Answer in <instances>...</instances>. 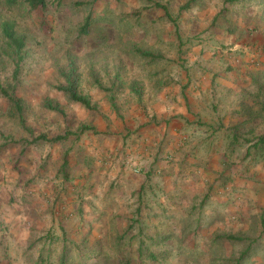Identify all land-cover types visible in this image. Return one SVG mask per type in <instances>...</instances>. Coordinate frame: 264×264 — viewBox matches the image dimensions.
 <instances>
[{"label":"rangeland","instance_id":"obj_1","mask_svg":"<svg viewBox=\"0 0 264 264\" xmlns=\"http://www.w3.org/2000/svg\"><path fill=\"white\" fill-rule=\"evenodd\" d=\"M9 1L0 0V24L13 21L28 41L14 92L23 100L24 122L0 92V264H61L66 250L67 264H124L128 257L129 264H235L248 246L240 264H264L262 105L255 120L246 112L245 120L232 116V98L216 106L224 118H232H223L218 127L224 132L211 136L218 149L211 147L212 156L202 154L198 162L208 165L211 158L220 159L218 168L204 167L214 179L210 195L185 196L187 202L180 206L172 203L171 194L162 207L150 195L141 212L140 200L133 206L127 195L117 203L104 190L102 199L92 204L81 195L78 200L53 196L46 187L59 188L79 178L76 164L70 163L71 156L77 157L79 137L72 134L59 143L32 141L40 133H78L82 125L106 134L114 128L132 129L142 116L156 112L159 85L175 76L180 80L179 75L189 78V73L200 80L204 69L232 74L244 65L247 77L238 72L234 78L247 81L246 86L238 84L244 99L237 106L245 110L254 101L250 93L264 88V0H195L183 10L189 0H47L46 7L37 9ZM156 2L165 4L176 21ZM88 19V30L83 31ZM139 49L158 59L143 56ZM13 52L1 37L0 82L12 81ZM72 83L91 97L95 110L70 101L59 88ZM259 100L264 101V92ZM47 101L59 104L65 114L48 108ZM233 128L235 135H227L226 129ZM65 143L71 148L64 170H59L63 158L40 161ZM242 181L246 185H239ZM242 188L254 194L239 193ZM76 202L80 208L72 206ZM236 202L239 209L247 208L246 217L221 214ZM224 234L244 239L220 237ZM98 249L100 256L93 254Z\"/></svg>","mask_w":264,"mask_h":264},{"label":"crops","instance_id":"obj_2","mask_svg":"<svg viewBox=\"0 0 264 264\" xmlns=\"http://www.w3.org/2000/svg\"><path fill=\"white\" fill-rule=\"evenodd\" d=\"M192 70L196 72L195 69ZM217 70L204 69V76L200 80H196L189 73V78L179 75L180 80L175 76L171 83L162 81L158 86V101L154 106L156 112L150 117L142 116V121L135 127L132 126V129L114 128L107 134L102 129H88L82 132L77 139V157H70L72 166L73 163L76 164L79 178L73 182H63L59 188L57 184L52 183L54 186L46 187V192L53 196L62 194L67 199L75 197L77 200L81 195L84 199L89 198L88 203L92 204L96 199H102L99 196L104 190V193H109L110 200L117 203H122L127 195L131 197L133 206H138L136 201L141 200L142 208L143 201L146 203L150 195L161 207L168 194H171L172 203L176 201L178 205L181 201L187 202L184 197L188 195L201 199L210 195L208 186H211L214 179L211 171L205 170L204 167L218 168L217 160L220 159L218 156L217 160L211 158L212 161L208 165L198 162L199 159H204L202 154L207 153L208 159L212 156V153L208 152L212 151L211 147L213 150L219 147V143L212 140L213 136L224 132L218 127L224 118L219 107L224 105V100L232 98L228 104L231 106L228 112L232 113V116L236 115L238 119L248 118V115L242 116L244 110L237 106V102L244 99L238 84L246 86L247 81H236L234 78L238 72L246 78V67L241 65L240 68L234 69L232 74ZM226 116L224 119L232 118L229 114ZM234 129H226L227 135H235L232 131ZM64 145L62 150L58 149L48 160L40 161H60L65 151L71 148V145ZM63 160L59 170H62ZM136 167L139 171H135ZM101 176L109 178L103 182L97 179ZM244 184L245 181H242L239 185ZM110 187L112 191L108 192ZM239 193L252 196L254 191L242 188ZM239 193L235 195H241ZM225 200H228L227 205H230L228 197H225ZM234 204H237L236 207L225 206L224 212H219L223 216L229 213H238L243 217L248 215L247 208L239 209L238 202ZM74 205L80 208L81 203L76 202L72 206ZM259 212L260 210L257 211V221L261 224Z\"/></svg>","mask_w":264,"mask_h":264},{"label":"trees","instance_id":"obj_3","mask_svg":"<svg viewBox=\"0 0 264 264\" xmlns=\"http://www.w3.org/2000/svg\"><path fill=\"white\" fill-rule=\"evenodd\" d=\"M194 1L195 0H189L188 2H186L181 7L182 10L185 8H190ZM226 1L234 2L236 0H226ZM9 2L12 4H17L19 2H23V3H26L31 9H37L39 7L44 8L47 6V0H10ZM155 5L163 8L165 10L167 16L171 20H173L174 22L176 21V19L172 16L168 7L165 4L160 3V2H156ZM89 24H90V22L88 19L87 22L83 25L82 30L83 31L88 30ZM0 31H1L0 41H1V37H3L6 40V43L14 51L13 56L15 59V69L13 72L12 81H8L6 83L0 82V92L6 98H8V100H10V102L12 103V105L14 106L16 111L18 112L22 122H24L23 114H24L25 106L23 104V100L20 97H17L14 92H15V83L17 82L18 76L20 73L21 62L24 58V48L26 47L28 37H27L26 33L20 32L16 28L14 22L10 21V20H4L1 22ZM138 53L142 54L145 57L158 59V56L154 55L150 51L139 49ZM59 88L67 93L68 99L70 101L75 102V103H79L89 110H95L97 108V105L95 103H93L91 97L88 96L87 94L79 92L76 89L77 86L74 83H72L70 85H66V86H60ZM262 92H264V88L261 87L259 90L253 91L250 93V96L253 97L254 101L250 102L248 107H246V109L244 110V112H246V113H248V115H250V119L255 120L261 116V112H260L261 107H258V106L262 105V107H264V101H262V103H261L259 100V97H261ZM46 106L50 109H53V110H56L62 114H65L64 109L59 104L53 103L52 101H47ZM87 128H90V127H88V125H82L80 130L78 131V133H75L73 131H67L66 133H60V134H57L55 136H48L45 133H40L39 135H35L34 138L32 139V141L35 142L38 140H45V141L52 142V143H59V142L65 141L68 138V136L72 135V134H74L78 138L80 133L85 131ZM68 154H69V150H66L64 153V156H63L64 160H63V164H62V170H64L67 167ZM141 202H140V204L142 205ZM141 208H142V206L139 205L137 210L141 212ZM262 216H263L262 218H263V223H264V213ZM132 226L133 225H130V227H132ZM123 236L124 235H121V237H123ZM220 237L227 238V239H230L233 241H242L244 239L243 236L237 235V234H224V235H220ZM249 251H250V248L248 246L241 253V255L235 260L236 261L235 264H240V262L249 254ZM84 252L87 253V250ZM93 254H95L96 256H100L102 254V249H98V251L96 253H93ZM150 254L152 256H155L153 252H151ZM41 258L44 259V257H41ZM60 258H61L60 259L61 264H67L69 262L68 251L66 250L65 253H63V255H61ZM84 258H85V253H84V256H81L82 261H84V263H85L86 260H83ZM129 261H130V258L128 257L127 262H125L124 264H129L130 263Z\"/></svg>","mask_w":264,"mask_h":264},{"label":"built area","instance_id":"obj_4","mask_svg":"<svg viewBox=\"0 0 264 264\" xmlns=\"http://www.w3.org/2000/svg\"><path fill=\"white\" fill-rule=\"evenodd\" d=\"M135 171H139L138 167L135 168Z\"/></svg>","mask_w":264,"mask_h":264}]
</instances>
